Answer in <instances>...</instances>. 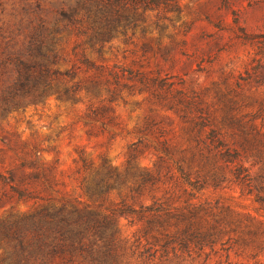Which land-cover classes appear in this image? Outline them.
<instances>
[{
	"label": "trees",
	"instance_id": "obj_1",
	"mask_svg": "<svg viewBox=\"0 0 264 264\" xmlns=\"http://www.w3.org/2000/svg\"><path fill=\"white\" fill-rule=\"evenodd\" d=\"M19 1L9 0L10 9L0 16V125L13 112L54 96L84 103L86 116L106 130L118 125L112 105L123 99L124 90L133 94L138 84L140 91L175 93V107L188 125L186 135L192 147L176 149L162 132L153 144L145 145L160 162H172L163 179L158 170L132 164L136 148L123 173L107 161L91 172L90 164L80 157V188L92 199L91 204L67 199L55 203L51 196H41L43 190L52 188L53 181L35 164L30 182L20 180L14 185L12 171L0 174V181L17 199L45 202L31 213H10L0 222V264H124L131 259L143 264H197L207 262L208 250L220 246L226 251L232 248L227 244L239 243L231 233L242 222L229 213L209 219L202 204L193 201V190L233 182L264 210V122L257 123L260 115L227 116L222 119L227 128L223 131L195 92L174 90L176 82L169 81L170 76H148L93 62L80 49L84 42L101 55L104 45L114 38L129 41L137 31L163 32L167 26L160 20L165 18L164 11L175 7L172 0ZM154 11L153 21L147 13ZM68 37L75 44L66 52L62 45ZM258 38L264 43V35ZM64 63L70 67L62 70ZM173 180V187L181 186V195L156 197L150 193L152 203L139 208L127 205L125 199L106 206L113 192L120 197L127 191V197H133V193L143 195L149 186L158 188L159 183ZM38 182L41 191L30 188ZM3 197L5 193L0 200ZM116 215L144 220L142 235L134 239L124 236ZM246 233L257 236L259 230ZM243 244L247 245L246 240Z\"/></svg>",
	"mask_w": 264,
	"mask_h": 264
},
{
	"label": "rangeland",
	"instance_id": "obj_2",
	"mask_svg": "<svg viewBox=\"0 0 264 264\" xmlns=\"http://www.w3.org/2000/svg\"><path fill=\"white\" fill-rule=\"evenodd\" d=\"M171 4L175 7L164 11L165 18L160 20L167 26L163 32L137 31L129 41L122 36L114 38L104 45L101 55L84 42L80 49L93 62L148 76H170L169 81L176 82L174 90L195 92L193 95L204 102L223 131L227 128L222 119L227 116L258 113L257 123L264 122V43L258 38L264 35V0H172ZM9 9V0H0V16ZM156 14L157 11L147 13L153 21ZM74 44L75 39L68 37L62 46L69 52ZM69 67V63L61 65L62 70ZM138 88V84L134 85L131 95L124 90L123 99L112 105L118 125L106 130L86 116L84 103H69L54 96L45 103L13 112L0 125V174L12 171L14 185L20 180L30 182L34 180L35 164L53 181L52 188L43 190L41 196H51L55 203L67 199L91 204L92 199L80 188V157L90 164L91 172L107 161L123 173L136 148L137 158L132 164L158 170L163 179L172 162H160L155 151L145 145L153 144L162 132L176 149H189L192 144L186 135L188 125L175 107V93ZM139 150L144 151L141 154ZM40 183L30 188L41 191ZM173 184L174 180L159 183L158 188L149 186L143 195L133 193V197H127V191L120 197L113 192L106 206L125 199L127 205L139 208L152 203L150 193L156 197L181 195V186ZM3 193L6 197L0 200V222L10 213H31L45 204L39 199H17L0 181V197ZM193 193V201L202 204L209 219L229 213L242 222L237 232L231 233L239 243L227 244L232 248L226 251L220 246L208 250L211 254L207 262L197 264H264V210L253 197L242 194L233 182L218 187L209 184ZM115 221L126 237L134 239L143 233L144 220L116 215ZM248 229H258L259 234L248 235ZM124 264L143 263L131 259Z\"/></svg>",
	"mask_w": 264,
	"mask_h": 264
}]
</instances>
